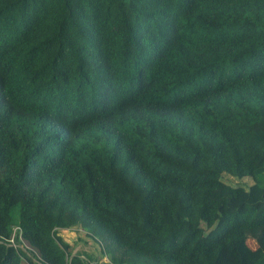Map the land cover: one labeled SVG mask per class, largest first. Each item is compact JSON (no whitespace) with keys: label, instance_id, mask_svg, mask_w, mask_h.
<instances>
[{"label":"trees","instance_id":"16d2710c","mask_svg":"<svg viewBox=\"0 0 264 264\" xmlns=\"http://www.w3.org/2000/svg\"><path fill=\"white\" fill-rule=\"evenodd\" d=\"M24 258L264 264V0H0V264Z\"/></svg>","mask_w":264,"mask_h":264},{"label":"rangeland","instance_id":"374dc122","mask_svg":"<svg viewBox=\"0 0 264 264\" xmlns=\"http://www.w3.org/2000/svg\"><path fill=\"white\" fill-rule=\"evenodd\" d=\"M222 179L227 183L235 184V185L244 184V185L248 186L249 184L252 183V180H250L248 178L240 179L237 177H233L227 173L223 175ZM17 215H18V211L16 210L15 211V217H17ZM58 234L60 236H62L67 242L71 243V245L74 247V252L86 250L88 252L94 251L95 255L99 254L97 251L96 245H94V244H92L90 246L84 245L83 241H86V236L82 230H78V229L60 230ZM252 244H254V242H252ZM21 248H23L24 252H27V250L33 251V249L25 241H23V243L21 244ZM27 255L33 260L34 263H37V259L34 258L32 253L28 252ZM101 262L108 263V262H110V259L108 256H104L102 258ZM23 264H29L26 258L23 259Z\"/></svg>","mask_w":264,"mask_h":264},{"label":"built area","instance_id":"2783aa9c","mask_svg":"<svg viewBox=\"0 0 264 264\" xmlns=\"http://www.w3.org/2000/svg\"><path fill=\"white\" fill-rule=\"evenodd\" d=\"M14 231H15V232L18 231V228H14ZM10 243H11L12 245H16L15 242H14V235H13L12 238L10 239Z\"/></svg>","mask_w":264,"mask_h":264},{"label":"crops","instance_id":"0c3cea01","mask_svg":"<svg viewBox=\"0 0 264 264\" xmlns=\"http://www.w3.org/2000/svg\"><path fill=\"white\" fill-rule=\"evenodd\" d=\"M61 230H66V229H61Z\"/></svg>","mask_w":264,"mask_h":264}]
</instances>
